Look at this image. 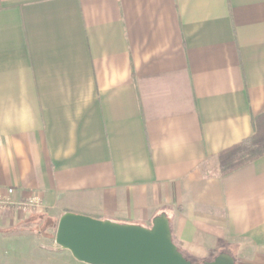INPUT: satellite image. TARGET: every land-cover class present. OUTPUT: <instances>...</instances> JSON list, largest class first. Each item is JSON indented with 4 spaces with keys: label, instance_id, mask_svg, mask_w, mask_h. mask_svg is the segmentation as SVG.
<instances>
[{
    "label": "crops",
    "instance_id": "crops-1",
    "mask_svg": "<svg viewBox=\"0 0 264 264\" xmlns=\"http://www.w3.org/2000/svg\"><path fill=\"white\" fill-rule=\"evenodd\" d=\"M262 113L264 0H0V264L66 212L264 252V155L219 168Z\"/></svg>",
    "mask_w": 264,
    "mask_h": 264
},
{
    "label": "water",
    "instance_id": "water-1",
    "mask_svg": "<svg viewBox=\"0 0 264 264\" xmlns=\"http://www.w3.org/2000/svg\"><path fill=\"white\" fill-rule=\"evenodd\" d=\"M56 242L87 264H236L228 252L203 262L186 258L173 240L166 213L156 216L151 226H143L66 212Z\"/></svg>",
    "mask_w": 264,
    "mask_h": 264
},
{
    "label": "rangeland",
    "instance_id": "rangeland-1",
    "mask_svg": "<svg viewBox=\"0 0 264 264\" xmlns=\"http://www.w3.org/2000/svg\"><path fill=\"white\" fill-rule=\"evenodd\" d=\"M45 223V218L38 219L35 223L38 232L21 236L23 240H20L18 238L20 236H16L14 232L12 233V236L10 235L8 238L7 250L5 251L8 260L18 259L21 260V264H67L69 256L66 254V249H63L56 242V227H46V225L44 226ZM233 246L235 247L230 250L219 248L208 252V255L203 257H192L184 251L183 253L186 258L193 262L213 260L221 252H228L235 258L236 264H264V252L263 250L258 251L257 245L246 242L243 246L238 243ZM73 259L75 260V258Z\"/></svg>",
    "mask_w": 264,
    "mask_h": 264
},
{
    "label": "trees",
    "instance_id": "trees-1",
    "mask_svg": "<svg viewBox=\"0 0 264 264\" xmlns=\"http://www.w3.org/2000/svg\"><path fill=\"white\" fill-rule=\"evenodd\" d=\"M252 122L254 133L250 137L219 154V168L222 176L234 172L264 155V113L253 116ZM180 251L182 250L180 249Z\"/></svg>",
    "mask_w": 264,
    "mask_h": 264
},
{
    "label": "built area",
    "instance_id": "built-area-1",
    "mask_svg": "<svg viewBox=\"0 0 264 264\" xmlns=\"http://www.w3.org/2000/svg\"><path fill=\"white\" fill-rule=\"evenodd\" d=\"M13 189H10V192H12ZM41 205V200L39 197H33L31 198L28 202L23 203L21 205L22 208L26 209V208H30V207H36L39 208V206Z\"/></svg>",
    "mask_w": 264,
    "mask_h": 264
}]
</instances>
